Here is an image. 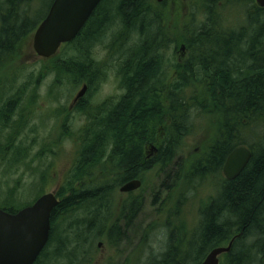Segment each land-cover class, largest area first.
Segmentation results:
<instances>
[{
    "label": "trees",
    "instance_id": "1",
    "mask_svg": "<svg viewBox=\"0 0 264 264\" xmlns=\"http://www.w3.org/2000/svg\"><path fill=\"white\" fill-rule=\"evenodd\" d=\"M53 1L0 0V103L4 96L20 100L28 90L22 84L13 93L16 83L3 75ZM252 1L195 0L192 7L200 19L189 14L170 28L171 10L158 0H102L76 38L43 68L54 74L51 92L57 102L64 85L93 82L104 74L92 49L107 42L105 55L116 61L127 93L77 135L76 159L56 191L59 204L52 212L49 240L35 264H91L102 233L108 247H117L134 228L143 204L140 196L131 195L117 205L116 190L134 179L146 181L154 167L157 177L166 175L161 186L174 217L196 180L215 177L218 184L215 196L200 205L197 227L171 226L163 253L142 264H201L212 249L233 238L220 264H264V9L252 7ZM243 4L253 12L246 10L245 27L232 26L222 10ZM182 46L186 56L168 72V52L175 57ZM12 100L0 109V128L8 127ZM193 120L202 122L203 139L197 154L187 157L183 148L196 129ZM13 140H6V148L13 147ZM151 147L156 151L147 159ZM238 147L249 149L251 159L236 179L227 181L221 170ZM21 150L14 152L17 163ZM47 172L33 200L18 202L7 193L11 201L0 209L15 213L31 205L44 192ZM125 264H141L137 253Z\"/></svg>",
    "mask_w": 264,
    "mask_h": 264
},
{
    "label": "rangeland",
    "instance_id": "2",
    "mask_svg": "<svg viewBox=\"0 0 264 264\" xmlns=\"http://www.w3.org/2000/svg\"><path fill=\"white\" fill-rule=\"evenodd\" d=\"M193 1L195 0L158 1L159 5H164V7L171 10L169 15L170 28L174 27L175 24H180L189 14H195L192 7ZM251 6H256L255 0L252 1ZM251 6L249 7L248 4L231 5L228 8L224 6L226 9L222 10V12L229 17L228 19L232 20L228 22L232 26L245 27V13L246 10L247 12H253ZM195 16V21H198L200 17L197 14ZM32 39L33 34L21 43L13 63L7 67V73L3 75V80L10 78L14 85L16 83L13 93L15 90L20 91L19 88L22 84L25 87L28 86V90L25 91L22 99H20L19 107L16 111L9 114L7 118V124H10L11 128H0V152L2 153V147L5 151L4 157H2L3 153L0 154V205L5 201L6 203L11 201L7 197V193L18 200V202L26 201L27 203L33 200L37 192L42 190L39 182L42 179V173L47 171L48 181L44 186L43 194H56L65 173L69 171L76 159L77 149L75 141L78 137L69 132H73V130L84 124L77 120L76 122L67 120L70 117L65 116L64 110L72 100L71 93L74 92L69 90L68 86H63L59 89L57 102H52L50 99L43 100L49 84L53 81L54 74L47 75L46 71L43 70L49 64V60L46 62V60L35 55L32 49ZM102 43L93 46L92 56L94 59L98 60L105 55L107 42ZM180 50L181 48L177 51ZM181 53V60H183L187 52L184 49ZM174 61H177V59L172 55V50H170L165 63V68L168 69V72H170V66ZM172 73L174 74V70H172ZM37 75L38 83L36 82ZM112 82L113 77H110V75L106 77L105 81L103 80V84H108L99 91L101 99L112 97L116 94L117 89ZM118 82L116 80V83ZM36 93L37 97L35 98ZM33 94L36 102L30 103L29 100ZM54 95L57 97L56 92H54ZM9 100H12V96H4L2 98L4 103ZM0 105L1 109L3 103H0ZM205 121H208L207 118L203 124H205ZM193 122L196 124V129L192 136L187 138L183 148V153L187 157L194 152L197 154L203 139V136L200 135L202 122L200 123L198 120H193ZM0 123L3 125L2 121ZM16 124L19 128L14 130ZM12 137H14L13 147L6 148V140ZM19 147L23 150H21V160L17 163L14 161V152ZM152 154H149L148 157L151 158ZM156 170L157 168L154 167L145 174L146 181L142 182L143 186L141 189L130 194H121L118 189L116 190L115 199L117 205L127 200L131 195H138L137 197L140 196L143 204L142 211L134 221V228L124 233L125 237L117 247H108L103 233L99 238L97 237L95 243L98 244L100 242L102 245L98 248L95 256L90 259L91 264H125L129 260H133L136 253L140 263H145L150 257H159L163 253L171 226L176 223L179 226L182 223L185 230L197 227L196 225L200 220L198 214L200 205L208 197L215 196L218 184L217 178L210 177L203 181L196 180L194 185L185 191L184 201L179 206V211L177 206H174V210H177L179 214V216L174 217L170 201L165 203L166 200H169L167 199L168 192L161 186L162 182L167 180L166 175L157 177ZM21 204L16 203L15 206ZM162 208L163 210H160ZM166 208L169 209V214L165 211ZM186 237H188V234Z\"/></svg>",
    "mask_w": 264,
    "mask_h": 264
},
{
    "label": "water",
    "instance_id": "3",
    "mask_svg": "<svg viewBox=\"0 0 264 264\" xmlns=\"http://www.w3.org/2000/svg\"><path fill=\"white\" fill-rule=\"evenodd\" d=\"M101 1L54 0L33 34L32 48L35 54L44 59L55 56L63 44L76 38ZM255 3L264 9V0H255ZM183 50L184 47H181ZM84 92L85 88L80 90L75 100L80 99ZM150 150V155L156 151L154 147ZM250 159L251 152L246 147L234 149L224 162V178L227 181L236 179ZM141 185L139 179H134L124 183L119 192L131 193ZM58 204L54 193H45L33 204L15 213L0 209V264H35L48 243L52 212ZM234 239L227 246L212 249L201 264H219L220 256L230 251ZM101 245L99 242L97 247Z\"/></svg>",
    "mask_w": 264,
    "mask_h": 264
},
{
    "label": "flooded vegetation",
    "instance_id": "4",
    "mask_svg": "<svg viewBox=\"0 0 264 264\" xmlns=\"http://www.w3.org/2000/svg\"><path fill=\"white\" fill-rule=\"evenodd\" d=\"M106 55H104L102 58L96 60L97 64H99V66H101L103 68V71H104L103 75L100 74V75L96 76L93 82H88L85 79V81H82L78 85H72V84L71 85H69V84L64 85V86H68L69 90L74 91L73 93H71L72 100L68 103L66 109L64 110L65 116L70 117V118L66 117L67 120H72L75 122L77 120V121H81L84 123L82 126L73 130V132L72 131L69 132L71 134H74L76 136L80 135V132L85 130L86 123L91 121L92 120L91 118L94 115H97L95 119L98 120L100 117L99 115H103V114L107 113L109 111V109H112L113 106L115 104H117L123 97H125V95L127 93V88H126L125 84L121 83V78H119V76H118L116 61L110 62V60L108 59V56H106ZM181 56H182L181 52H177L175 54V57L177 59V63L182 62ZM51 59L52 58L43 59V60H46V62H48V60L50 61ZM113 64H114V66H112ZM44 71H46V73H47L46 69ZM47 75H49V74L47 73ZM109 75H110V77H113L112 83H114L116 86V89H117L115 92L116 94L112 97H107L105 99H101L99 97V91L101 89H103L104 87H106V84H108V83L103 84L102 79H104V81H105L106 77ZM37 77H38V75H37ZM99 79H101L100 82L97 81ZM116 80H118L119 82L116 83ZM51 88H52V83L49 84L48 89L43 96V100L44 99H46V100L50 99V100H52V102H54L53 94L51 92V90H52ZM83 88H85V92H84L83 96L80 99L75 100L76 95ZM117 93H118V96H117ZM36 97H37V93L35 95V98ZM13 101L16 102L15 108L13 110V112H15L16 109L19 107L18 104L20 103V100H19V98H15L11 102L13 103ZM34 101H35V99H33V98L29 100L30 103H34ZM2 103L5 104L6 102L5 103L2 102ZM24 108H25V106H24ZM20 122H18V123H20ZM17 124L14 126V130L19 128V126ZM8 127L11 128V125L8 124ZM66 133H68V132L66 131ZM149 152H151V150L146 151L145 158H146V156H148L150 154Z\"/></svg>",
    "mask_w": 264,
    "mask_h": 264
},
{
    "label": "bare ground",
    "instance_id": "5",
    "mask_svg": "<svg viewBox=\"0 0 264 264\" xmlns=\"http://www.w3.org/2000/svg\"><path fill=\"white\" fill-rule=\"evenodd\" d=\"M238 237V236H237Z\"/></svg>",
    "mask_w": 264,
    "mask_h": 264
}]
</instances>
